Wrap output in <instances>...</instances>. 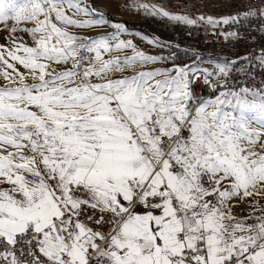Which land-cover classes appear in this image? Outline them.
I'll use <instances>...</instances> for the list:
<instances>
[{
	"label": "snow or ice",
	"instance_id": "obj_1",
	"mask_svg": "<svg viewBox=\"0 0 264 264\" xmlns=\"http://www.w3.org/2000/svg\"><path fill=\"white\" fill-rule=\"evenodd\" d=\"M134 7L228 43L264 21V0ZM127 31L88 0H0V264H264V48L179 64Z\"/></svg>",
	"mask_w": 264,
	"mask_h": 264
},
{
	"label": "built area",
	"instance_id": "obj_2",
	"mask_svg": "<svg viewBox=\"0 0 264 264\" xmlns=\"http://www.w3.org/2000/svg\"><path fill=\"white\" fill-rule=\"evenodd\" d=\"M112 4L118 9V11L131 18L138 19L137 24L140 25L142 33L135 34L134 37L137 40H141V37L147 35L153 37L159 44L164 47H156L154 49L158 52V55L170 56L174 55L176 63L185 64L191 63V56L196 50H208L211 46H217L215 54L218 57V61L223 62L224 59L240 60V63H245V57L253 59L264 48V33L260 30V24L264 21H260L256 18L252 19L251 24L246 30L242 29L245 39L239 41H233L228 43L224 37L220 35V32L228 29L221 27L216 29V35L211 33L214 31L210 27H196L178 24L169 21L166 18L160 16H151L145 14L141 9L136 10L134 5L139 3L157 4L163 5L167 10L174 14H186L191 17H197L201 14L205 16H223L231 14L237 10V6H241L240 10H243L242 5L246 3H255L257 0H230L226 4L215 5L206 0H111ZM194 48V50H191ZM216 57V58H217ZM207 63L206 60H204ZM256 67L252 69L254 74V81L248 80L249 84L259 87L260 81L264 79V71H261L258 66V61H255ZM243 82V81H242Z\"/></svg>",
	"mask_w": 264,
	"mask_h": 264
},
{
	"label": "rangeland",
	"instance_id": "obj_3",
	"mask_svg": "<svg viewBox=\"0 0 264 264\" xmlns=\"http://www.w3.org/2000/svg\"><path fill=\"white\" fill-rule=\"evenodd\" d=\"M206 1H208L212 4H215V5H222V4L228 3L230 0H206ZM127 18H128V20H126L124 22L122 21L126 27L128 26L127 24H137L136 21H138V19L131 18V17H127ZM137 25H139V24H137ZM139 27H140V25H139ZM138 32H142V30L138 31ZM81 34L86 35V36H96V35H99L100 33H97V32L92 33L90 31L88 32L87 30H81ZM2 36H3V34L0 33V37H2ZM121 38L126 39V40L131 39L140 49H142L146 53L151 54V55H158V52L156 51V49H154V44H151V46L144 45L141 40H137L134 37H132L131 35H129V36L124 35ZM148 40H150V39H148ZM2 42H3V40L0 39V43H2ZM217 48H218L217 46H211L208 50H202V51L196 50V52H198L201 55L203 60L211 61V62L212 61H218L219 60L218 57L216 55H214ZM191 50H194V48H191ZM128 54H131L130 51L128 52ZM212 56H214V57H212Z\"/></svg>",
	"mask_w": 264,
	"mask_h": 264
},
{
	"label": "crops",
	"instance_id": "obj_4",
	"mask_svg": "<svg viewBox=\"0 0 264 264\" xmlns=\"http://www.w3.org/2000/svg\"><path fill=\"white\" fill-rule=\"evenodd\" d=\"M93 3L95 5V7H97L98 9H100L102 11H105L107 13H110L113 16V18H114V21H113L114 23H123L124 21L128 20V18L126 16L122 15L118 11V9L112 4V1L111 0H93ZM87 31L88 32L90 31L92 33L97 32V33H100L101 34V32L104 31V30H95V31H93V30H87ZM106 31H109L110 32V31H112V29L111 28H107ZM135 34H143V33L142 32H138L136 30H130V29H128V31L126 33L122 34V36H124V35L134 36ZM143 37L144 38H147V39H153V37L147 36V35H145ZM147 46H151V44L150 45H147Z\"/></svg>",
	"mask_w": 264,
	"mask_h": 264
},
{
	"label": "trees",
	"instance_id": "obj_5",
	"mask_svg": "<svg viewBox=\"0 0 264 264\" xmlns=\"http://www.w3.org/2000/svg\"><path fill=\"white\" fill-rule=\"evenodd\" d=\"M88 3H89L92 7L98 9L97 7H95V5H94V3H93V0H88ZM98 10H100V9H98ZM100 11H102V10H100ZM102 12L105 13L106 18H108L111 22L114 21V18H113V16H112L110 13H107V12H105V11H102ZM127 25H128L127 28L130 29V30L141 31V27H139V25H137V24H127ZM212 57H214V56H212Z\"/></svg>",
	"mask_w": 264,
	"mask_h": 264
},
{
	"label": "bare ground",
	"instance_id": "obj_6",
	"mask_svg": "<svg viewBox=\"0 0 264 264\" xmlns=\"http://www.w3.org/2000/svg\"><path fill=\"white\" fill-rule=\"evenodd\" d=\"M141 40H142V42H143L145 45H150V43H148V39H147V38L142 37ZM210 63H212V62H211V61H207L206 64H210Z\"/></svg>",
	"mask_w": 264,
	"mask_h": 264
}]
</instances>
